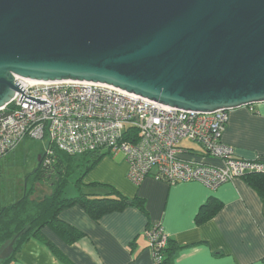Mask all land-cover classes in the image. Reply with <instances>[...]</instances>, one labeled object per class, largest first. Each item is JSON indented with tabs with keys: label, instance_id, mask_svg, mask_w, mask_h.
<instances>
[{
	"label": "water",
	"instance_id": "95a60500",
	"mask_svg": "<svg viewBox=\"0 0 264 264\" xmlns=\"http://www.w3.org/2000/svg\"><path fill=\"white\" fill-rule=\"evenodd\" d=\"M15 76L104 83L189 111L263 102L264 0H0V107L24 95Z\"/></svg>",
	"mask_w": 264,
	"mask_h": 264
},
{
	"label": "crops",
	"instance_id": "0c3cea01",
	"mask_svg": "<svg viewBox=\"0 0 264 264\" xmlns=\"http://www.w3.org/2000/svg\"><path fill=\"white\" fill-rule=\"evenodd\" d=\"M181 141L182 158L221 164L199 143ZM222 141L241 158L264 161V101L229 109ZM126 171L121 155L107 153L83 176L84 188L91 193L115 189L130 200L139 198L143 211L129 205L94 219L77 204L62 209L59 218L81 236L68 242L49 226L42 229L61 258L31 237L8 264H153L146 231L154 225L168 236L170 264H264V197L247 179L234 178L215 190L198 181L169 184L150 175L135 185ZM211 198L221 206L209 217L205 204Z\"/></svg>",
	"mask_w": 264,
	"mask_h": 264
},
{
	"label": "built area",
	"instance_id": "2783aa9c",
	"mask_svg": "<svg viewBox=\"0 0 264 264\" xmlns=\"http://www.w3.org/2000/svg\"><path fill=\"white\" fill-rule=\"evenodd\" d=\"M23 94L46 103L19 101L15 91L0 107V157L23 139H48V144L71 155L93 150L120 154L126 178L138 185L146 176L169 184L198 181L211 190L249 173H263L264 161L244 159L222 141L228 109L189 111L164 105L114 86L74 80L37 81L15 76ZM199 143L220 165L185 159L179 142ZM51 148L44 163L49 164ZM153 264H162L168 236L162 226L146 231Z\"/></svg>",
	"mask_w": 264,
	"mask_h": 264
},
{
	"label": "trees",
	"instance_id": "16d2710c",
	"mask_svg": "<svg viewBox=\"0 0 264 264\" xmlns=\"http://www.w3.org/2000/svg\"><path fill=\"white\" fill-rule=\"evenodd\" d=\"M48 148L53 150V153L48 155L50 163H39L28 174L22 195L15 201L0 205V250L14 239L13 252L10 257L0 260V264H8L19 246L31 237L43 241L55 256L61 258L54 244L42 233V229L49 226L68 242L78 239L81 236L80 232L58 216L62 209L75 204L80 205L94 219L129 205L144 210L141 199L130 200L115 189H109L104 193H91L85 190L83 176L108 153L107 151L97 149L71 155L54 148L52 144H48ZM72 176H74L73 185L76 193L70 195L66 188ZM243 178L247 179L248 183L264 197V172L249 173ZM46 183H49V191L43 192L42 195L35 194L38 184ZM205 206H209L210 217L220 208L221 203L211 198ZM168 241L162 264H170L165 256Z\"/></svg>",
	"mask_w": 264,
	"mask_h": 264
},
{
	"label": "rangeland",
	"instance_id": "374dc122",
	"mask_svg": "<svg viewBox=\"0 0 264 264\" xmlns=\"http://www.w3.org/2000/svg\"><path fill=\"white\" fill-rule=\"evenodd\" d=\"M186 143H188L187 139H182L181 144ZM194 145L198 146V143L194 142ZM47 148V138L27 137L14 149L0 157V205L15 201L22 195L28 174L39 163L44 164ZM117 155L120 156V154ZM117 155L115 156L117 157ZM73 179L74 176L71 177L66 188L67 193L70 195L76 193ZM48 184H38L35 194L42 195L43 192L49 191Z\"/></svg>",
	"mask_w": 264,
	"mask_h": 264
},
{
	"label": "bare ground",
	"instance_id": "6f19581e",
	"mask_svg": "<svg viewBox=\"0 0 264 264\" xmlns=\"http://www.w3.org/2000/svg\"><path fill=\"white\" fill-rule=\"evenodd\" d=\"M29 80V79H28ZM31 81H33L32 79H31Z\"/></svg>",
	"mask_w": 264,
	"mask_h": 264
}]
</instances>
